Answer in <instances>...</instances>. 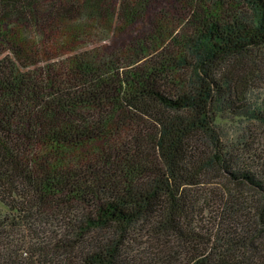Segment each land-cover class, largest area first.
<instances>
[{
	"label": "trees",
	"instance_id": "obj_1",
	"mask_svg": "<svg viewBox=\"0 0 264 264\" xmlns=\"http://www.w3.org/2000/svg\"><path fill=\"white\" fill-rule=\"evenodd\" d=\"M257 88L264 0H0V264H264Z\"/></svg>",
	"mask_w": 264,
	"mask_h": 264
},
{
	"label": "rangeland",
	"instance_id": "obj_2",
	"mask_svg": "<svg viewBox=\"0 0 264 264\" xmlns=\"http://www.w3.org/2000/svg\"><path fill=\"white\" fill-rule=\"evenodd\" d=\"M263 91H264V89H259V88H257V90L252 91L249 95L251 102L256 103L259 100L261 93H263ZM220 125H221V129L223 131L222 134L225 137L233 136L235 132H237L241 129L240 124L237 123L235 120H233V121L221 120ZM254 126L256 127L257 132L260 134L258 136L264 137V128L261 126H258V125H254ZM242 129H244V127ZM213 179H215V178H213ZM218 181H221V183H219ZM216 182L218 183L219 186H225L226 184H224V182L228 183L225 180V177H223L222 175L216 177ZM229 185H231V184H229ZM241 191H242V193L240 195L243 196V198L245 200H247L248 204H250V200L252 199L251 192H249V190H247L245 188L243 190L241 189ZM0 212H1V215H4L7 212L6 206H4L3 203H1V201H0Z\"/></svg>",
	"mask_w": 264,
	"mask_h": 264
}]
</instances>
